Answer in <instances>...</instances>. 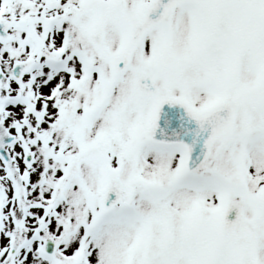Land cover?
<instances>
[{
    "label": "snow or ice",
    "instance_id": "snow-or-ice-1",
    "mask_svg": "<svg viewBox=\"0 0 264 264\" xmlns=\"http://www.w3.org/2000/svg\"><path fill=\"white\" fill-rule=\"evenodd\" d=\"M0 264H264V0H0Z\"/></svg>",
    "mask_w": 264,
    "mask_h": 264
}]
</instances>
